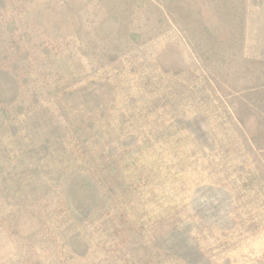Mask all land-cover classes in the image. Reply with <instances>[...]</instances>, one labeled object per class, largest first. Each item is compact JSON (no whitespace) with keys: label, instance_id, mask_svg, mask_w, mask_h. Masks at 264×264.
Listing matches in <instances>:
<instances>
[{"label":"rangeland","instance_id":"rangeland-1","mask_svg":"<svg viewBox=\"0 0 264 264\" xmlns=\"http://www.w3.org/2000/svg\"><path fill=\"white\" fill-rule=\"evenodd\" d=\"M0 264H264V0H0Z\"/></svg>","mask_w":264,"mask_h":264}]
</instances>
